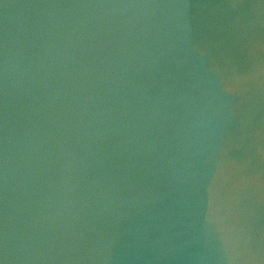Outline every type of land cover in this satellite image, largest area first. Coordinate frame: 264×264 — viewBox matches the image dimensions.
Returning <instances> with one entry per match:
<instances>
[{
    "label": "water",
    "instance_id": "water-1",
    "mask_svg": "<svg viewBox=\"0 0 264 264\" xmlns=\"http://www.w3.org/2000/svg\"><path fill=\"white\" fill-rule=\"evenodd\" d=\"M0 260L264 264V0H0Z\"/></svg>",
    "mask_w": 264,
    "mask_h": 264
},
{
    "label": "snow or ice",
    "instance_id": "snow-or-ice-1",
    "mask_svg": "<svg viewBox=\"0 0 264 264\" xmlns=\"http://www.w3.org/2000/svg\"><path fill=\"white\" fill-rule=\"evenodd\" d=\"M0 264H3V261L2 260H0Z\"/></svg>",
    "mask_w": 264,
    "mask_h": 264
},
{
    "label": "clouds",
    "instance_id": "clouds-1",
    "mask_svg": "<svg viewBox=\"0 0 264 264\" xmlns=\"http://www.w3.org/2000/svg\"><path fill=\"white\" fill-rule=\"evenodd\" d=\"M225 91H229V89H225Z\"/></svg>",
    "mask_w": 264,
    "mask_h": 264
}]
</instances>
